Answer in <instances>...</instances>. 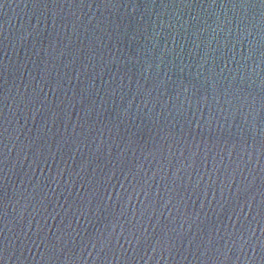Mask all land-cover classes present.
Here are the masks:
<instances>
[{"label":"water","instance_id":"water-1","mask_svg":"<svg viewBox=\"0 0 264 264\" xmlns=\"http://www.w3.org/2000/svg\"><path fill=\"white\" fill-rule=\"evenodd\" d=\"M0 264H264V0H0Z\"/></svg>","mask_w":264,"mask_h":264}]
</instances>
